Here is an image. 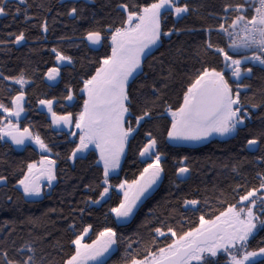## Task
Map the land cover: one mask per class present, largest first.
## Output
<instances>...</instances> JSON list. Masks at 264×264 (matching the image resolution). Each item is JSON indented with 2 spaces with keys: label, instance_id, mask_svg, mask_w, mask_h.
Returning <instances> with one entry per match:
<instances>
[{
  "label": "snow or ice",
  "instance_id": "6c2138e0",
  "mask_svg": "<svg viewBox=\"0 0 264 264\" xmlns=\"http://www.w3.org/2000/svg\"><path fill=\"white\" fill-rule=\"evenodd\" d=\"M65 7L64 14L73 20L85 18L86 8L76 0H67ZM117 8L122 13L119 26L89 27L80 37L81 43L86 41L91 46L103 47L107 43L110 52L92 61L95 71L81 78L79 111L57 114L53 110L54 100H38V104L47 109L51 126L58 130L66 128L69 130L64 133L66 137L78 138L69 141L73 147L68 160L84 159L92 147L98 154L95 165L102 168V172L95 185L85 186L95 197H89L84 204L103 207L114 194L118 200L105 213L110 223L95 233L91 243L84 242L85 236L92 231L91 224L79 233L74 232L70 241L74 250L62 264H108V258L122 243L121 264H221V261L223 264H264V240L250 250L258 232L264 231V131L252 138L245 137L246 143L242 145V150H251L253 154L260 152L258 164L262 170L256 173L258 186L237 185L232 189L234 202H229L221 192L215 198V206L207 197L203 200L176 197L175 205L183 212L168 200L164 212H150L141 225L149 230L147 240L133 241L132 237L125 240L121 232L134 221L140 207L152 197L164 178L167 155L160 139L164 132L165 145L202 143L212 136L234 139L247 127L250 113L264 108V89L259 93V103L255 102L256 94L247 95L255 73H264V0H224L215 16V25L195 30L202 34L197 51L203 58L199 60L200 66L189 74L182 98L175 104L164 102L161 93L167 85L157 86L154 82L151 92L155 98L146 100L138 113L134 112L136 97L132 86L140 76H146L143 62L154 56L153 50H159L164 38L171 39L182 31H194L177 27L165 31V21L173 17L179 22L196 9H190L189 4L181 0H133L132 3H119ZM30 9L28 0H0V17L23 15L26 21L36 19L29 15ZM39 27L48 32L47 20ZM26 39L24 31L8 33V40H0V44L20 45ZM51 52L57 65L75 67L72 56L55 47ZM44 75L47 81H57L61 68L50 67ZM169 78L171 72L163 77ZM0 81L19 86L15 95H11L13 89L7 84L0 89L10 96L9 104L0 101V113L9 118L6 124L0 120V125H4L0 126V139L8 137L16 146L30 141L42 154L50 153L51 148L38 133L34 135L28 127L21 131L19 127V118L26 110V86L33 81L26 78L23 69L12 76L0 73ZM63 99L69 103L61 107H76L77 90L66 86ZM156 112H159L157 119L170 117V122L158 129L159 136L151 130L143 132L136 150V162L143 165L139 175L130 181L121 179L113 183L126 158L127 148ZM11 117H16L17 122L13 123ZM55 155L59 157V153ZM56 163L42 155L39 166L36 163L27 165V171L13 186L22 192L25 203H40L45 195L42 180L46 179L49 188L57 180ZM177 163L173 184L179 191L181 184L190 179L192 166L188 156L181 157ZM232 171L239 174L235 165ZM7 184L8 177L0 175V185ZM7 200L11 203L12 197L8 196ZM79 211L83 215L85 209ZM188 215L196 216L197 220L185 230L187 220L184 217ZM27 222L33 223L31 218ZM75 227V224L69 225L70 229ZM136 235L139 236V231ZM12 243L13 247L0 250V264H55L54 260L37 255L36 239L21 247H16L15 241ZM133 243L137 245L135 248Z\"/></svg>",
  "mask_w": 264,
  "mask_h": 264
},
{
  "label": "trees",
  "instance_id": "16d2710c",
  "mask_svg": "<svg viewBox=\"0 0 264 264\" xmlns=\"http://www.w3.org/2000/svg\"><path fill=\"white\" fill-rule=\"evenodd\" d=\"M28 2L31 4L29 15L36 19L26 21L23 15L15 18L11 15L0 17V40L7 41L8 33L18 34L20 31H24L27 38L20 45L0 44V73L12 76L23 69L26 78L33 81L32 84L26 86V110L20 119V128L23 130L28 127L34 135L38 133L49 145L51 158L57 162V180L40 203H25L22 192L13 186L27 171V165L38 163L42 155L30 145L25 146L21 151H16L10 140L0 139V175L8 177L7 186L0 185V250L4 247H13V241L16 247H21L25 242L36 239L35 246L38 249V256H44L46 260H54L55 264H62L63 259L74 250V246L70 244L71 239L74 238V232L79 233L84 226L91 224L92 231L84 240L85 243H91V240L95 238V233L103 230L110 223V220L105 218V213L108 208L115 206L118 200L114 194L103 207L84 204L89 197H95V194L86 190L85 186L95 185L102 172V168H97L95 165L97 155L90 150L84 159H77L71 163L67 159L73 147L69 141L78 138L66 137L64 130L53 128L47 112L39 109L38 100H54L53 110L57 114H64L68 110L79 111V106L82 105V100L79 98L81 78L95 71L96 65L92 61L101 58L105 52H110L107 43L103 47L93 48L86 41L81 43L80 37L89 27H103L108 24L119 26L122 13L117 5L132 3L133 0H76L78 4L86 8L85 18L80 20H73L64 14L67 11L65 7L67 1L28 0ZM181 2H187L190 9H196V11H190L186 18L179 22H176L173 17H168L164 30L177 27L182 30L194 29V31H182L180 35H173L171 39L164 38L159 50L154 51V56L143 62V71L146 76H140L132 86L136 97L135 113L140 111L146 100L150 101L155 98L151 92L154 82L157 86L167 85L163 87L161 93L164 102L175 104L178 98H182L189 74L200 66L199 60L203 58L198 56L197 51L201 44L202 34L195 30L215 25V16L219 13L224 0H181ZM210 13L212 15H209ZM45 19L49 28L46 33L39 27ZM53 47L72 56L75 67L67 64L57 65L55 55L51 52ZM207 59L214 62L212 57ZM50 67L61 68V75L56 84L45 82L44 74ZM169 72H171V78L163 79L169 76ZM250 83L252 88L247 95L251 97L256 94L255 102L259 103V93L264 89V73L257 71ZM5 84L13 89L11 95H15V89L19 86L0 81V89ZM69 85L77 90V106L74 108L61 107L69 103L63 99L65 88ZM0 101L9 104L10 96L0 91ZM160 111H162V106ZM158 115L159 112L153 114L152 121L143 125L140 134L127 148L126 158L122 161L121 169L112 181L113 183H119L121 179L130 181L139 175L143 165L136 162V150L143 138V132L151 130L159 136L158 129H162L170 122V118L157 119ZM250 116L247 127L236 138H229L225 141L214 140L206 145L191 147L165 145L163 141L166 132H164V135L160 136L161 147L167 155L164 178L152 197L140 207L134 221L121 230L125 240L128 237H132L133 241L147 240L149 230L141 225L146 222L150 212H164V205L168 200L175 205L176 197L187 196L201 200L207 197L209 202L215 206V198L221 192L225 194L229 202H234L232 193L234 187L237 185L258 186L256 173L262 170V166L258 164L260 152L253 154L247 149L242 150V145L246 143L245 137L252 138L264 131V108L251 112ZM4 119L5 115L0 113V120ZM56 153H59V157L55 155ZM183 156L189 157L192 172L190 179L181 184L177 191L173 184L175 169L178 166L177 162ZM234 165L238 168V175L232 171ZM173 193L175 196L172 195ZM8 196L12 197L11 203L7 200ZM175 207L179 212L184 211L179 208V205ZM82 208L85 209L83 215L79 211ZM205 211L208 210L205 209ZM28 218H31L33 223H28ZM184 218L187 220L184 225L185 230L197 220L196 216L190 215ZM72 224L76 225L74 230L69 228ZM137 231H139V236L136 235ZM261 240H264V231L258 232L255 240L252 241L250 250L255 249ZM136 246L133 243V248ZM123 253L124 244L122 243L118 251L113 252L108 258V264H121Z\"/></svg>",
  "mask_w": 264,
  "mask_h": 264
},
{
  "label": "rangeland",
  "instance_id": "374dc122",
  "mask_svg": "<svg viewBox=\"0 0 264 264\" xmlns=\"http://www.w3.org/2000/svg\"><path fill=\"white\" fill-rule=\"evenodd\" d=\"M63 1H67V0H63ZM153 51H155V49H154ZM58 80H59V78H58ZM58 80H57V81H52V82H50V81H47V79L45 78V82L48 83V84H56V83L58 82ZM39 109H41V110L47 112L46 114L48 115V118L50 119V122H51V117L49 116L47 109L44 108V107L41 106V105H39ZM23 114H24V113L21 114V117L19 118V122H20V119L22 118ZM4 115H5V114H4ZM169 118H170V117H169ZM8 119H9V118H7V117L5 116V119L3 120V121H5V124L7 123V120H8ZM10 119L12 120L13 123H16V122H17L16 117H11ZM1 126H4V125H1ZM19 127H20V123H19ZM52 127H53V126H52ZM53 128H54V127H53ZM20 130H21V128H20ZM62 130H64L66 133L69 131V130L66 129V128H64V129H62ZM21 131H22V130H21ZM6 139H7V137H4V138L1 139V140H2V141H5ZM228 139H229V138H221V137H219V136H212V137H210L207 141H204V142H202V143H195V144L206 145V144H208L209 142L214 141V140H217V141H225V140H228ZM195 144H187V143H185V144H180V145H183V146H186V147H191V146H193V145H195ZM29 145H30L31 147H33V148H34L38 153H40L41 155L47 156L48 159L52 160L50 153H43V154H42V153L40 152V150H39L34 144H32L31 142H29ZM171 145H172V144H171ZM90 150L94 151L95 154L97 155V158H98V154L96 153L95 148L92 147ZM71 163H73V161H71ZM36 164H37V166H39V162L36 163ZM118 171H119V170H118ZM117 173H118V172H117ZM55 182H56V181H55ZM55 182L53 183V185L55 184ZM42 185H43L44 193H45V194H47V193L49 192V190L53 187V185H52V187H50V188L48 187L46 179H45V180H42ZM87 236H88V235H87ZM87 236H85L84 240L87 238ZM257 259H260V258H257Z\"/></svg>",
  "mask_w": 264,
  "mask_h": 264
},
{
  "label": "water",
  "instance_id": "95a60500",
  "mask_svg": "<svg viewBox=\"0 0 264 264\" xmlns=\"http://www.w3.org/2000/svg\"><path fill=\"white\" fill-rule=\"evenodd\" d=\"M91 46V45H90ZM91 47H96V46H91ZM7 139H8V137H7ZM6 139V140H7ZM9 140V139H8ZM10 142H11V140H10ZM29 142L30 141H25V145H22V146H16V145H13L14 146V148H15V150L16 151H21L25 146H27V145H29ZM197 145H200V144H195V145H193V146H197ZM249 151H251V150H249Z\"/></svg>",
  "mask_w": 264,
  "mask_h": 264
}]
</instances>
